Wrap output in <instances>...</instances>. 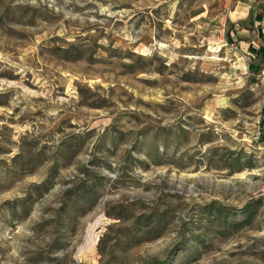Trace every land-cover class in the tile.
<instances>
[{"label": "rangeland", "instance_id": "rangeland-1", "mask_svg": "<svg viewBox=\"0 0 264 264\" xmlns=\"http://www.w3.org/2000/svg\"><path fill=\"white\" fill-rule=\"evenodd\" d=\"M263 5L0 0V264H264Z\"/></svg>", "mask_w": 264, "mask_h": 264}, {"label": "crops", "instance_id": "crops-1", "mask_svg": "<svg viewBox=\"0 0 264 264\" xmlns=\"http://www.w3.org/2000/svg\"><path fill=\"white\" fill-rule=\"evenodd\" d=\"M257 3H260V1H257ZM262 11L263 13H261L259 17L256 14H254V17H253L254 19H251L249 21L252 22L253 27L256 30L257 37H262L263 42H264V5L262 7ZM250 50L253 51V53L255 52L254 54L256 56H264V44L263 43H262V46L258 47L257 49L251 46Z\"/></svg>", "mask_w": 264, "mask_h": 264}]
</instances>
